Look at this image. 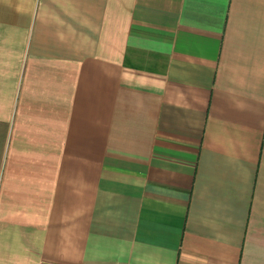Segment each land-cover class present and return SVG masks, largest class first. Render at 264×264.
<instances>
[{
  "label": "crops",
  "instance_id": "0c3cea01",
  "mask_svg": "<svg viewBox=\"0 0 264 264\" xmlns=\"http://www.w3.org/2000/svg\"><path fill=\"white\" fill-rule=\"evenodd\" d=\"M0 264H264V0H0Z\"/></svg>",
  "mask_w": 264,
  "mask_h": 264
}]
</instances>
